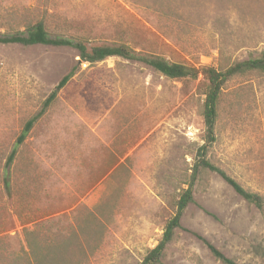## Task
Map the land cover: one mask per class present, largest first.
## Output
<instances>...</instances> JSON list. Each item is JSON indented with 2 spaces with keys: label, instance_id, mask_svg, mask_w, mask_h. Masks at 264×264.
<instances>
[{
  "label": "rangeland",
  "instance_id": "rangeland-1",
  "mask_svg": "<svg viewBox=\"0 0 264 264\" xmlns=\"http://www.w3.org/2000/svg\"><path fill=\"white\" fill-rule=\"evenodd\" d=\"M39 22L54 38L199 71L264 57V0H0V37ZM203 84L119 57L82 63L71 47L0 44V264L23 251L36 264L27 234L55 246L45 263L141 264L205 144ZM215 137L209 162L264 198L263 76L226 84ZM192 192L161 264H223L202 239L237 264H264V214L215 172L200 169Z\"/></svg>",
  "mask_w": 264,
  "mask_h": 264
},
{
  "label": "trees",
  "instance_id": "trees-1",
  "mask_svg": "<svg viewBox=\"0 0 264 264\" xmlns=\"http://www.w3.org/2000/svg\"><path fill=\"white\" fill-rule=\"evenodd\" d=\"M0 44H19L25 47L36 45L51 47H71L78 51L80 61L87 64L103 62L114 57H119L131 61H140L150 66L155 71L161 73L163 76L172 80H196L198 79L199 75H203L205 95L203 118L206 128L205 144L199 150L198 160L193 167V173L191 175V182L189 183V187L181 193L179 199L177 200L176 212L167 223L162 240L157 247L149 251L141 264H161L166 247L173 241L176 230L180 229L181 227V219L187 207L194 202L192 188L194 186V180L198 175V171H200V169H202L203 171H211L219 174L221 178L228 185H230L235 190V192L239 196H241L247 203L256 206L260 210H263V198H261L256 193H251L248 190H245L224 171L211 164L207 159V155L209 148L212 147V145L216 142L215 127L219 117V104L224 87L231 79L236 77H243L252 73H256L264 77V57L249 59L242 62H234L227 68H207L199 71L196 68L188 67L183 64L170 63L155 56H140L137 52L131 50L125 45L88 47L85 43L82 42H76L73 40L62 38H54L49 35L43 22H39L29 26L25 31V36L0 37ZM73 76L74 73L68 75L58 84L54 92L45 101L41 113L26 124L20 138L18 139L17 145L9 156V165L12 164L16 158L17 147L26 141L29 133L33 129L38 119L41 118L43 114L51 107V105L57 99L59 92L67 85V83ZM5 175L7 180L6 186L7 188H10L9 172H7ZM26 236L33 238L31 234H27ZM28 237L27 243L29 249L33 254L34 263L49 264L45 263L43 257L46 254L50 255V251L54 252L55 246L49 245L48 247H42L39 244H36L33 239H30ZM202 241L211 251L215 259H217L221 263L237 264L232 259L224 256L208 241L204 239H202ZM65 245L66 242H63L60 246H62V248L66 250ZM29 260H31L29 254L26 251H23L22 255L14 256V260H12V262L13 264H30Z\"/></svg>",
  "mask_w": 264,
  "mask_h": 264
},
{
  "label": "crops",
  "instance_id": "crops-1",
  "mask_svg": "<svg viewBox=\"0 0 264 264\" xmlns=\"http://www.w3.org/2000/svg\"><path fill=\"white\" fill-rule=\"evenodd\" d=\"M261 198H263L261 195H259ZM264 201V198H263ZM259 211H261L262 214H264V206H263V210L258 209Z\"/></svg>",
  "mask_w": 264,
  "mask_h": 264
}]
</instances>
